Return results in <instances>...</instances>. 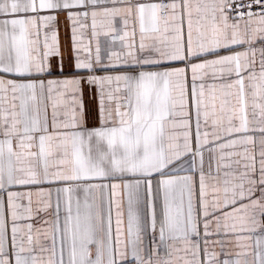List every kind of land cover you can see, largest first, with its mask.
<instances>
[{
    "label": "snow or ice",
    "instance_id": "obj_1",
    "mask_svg": "<svg viewBox=\"0 0 264 264\" xmlns=\"http://www.w3.org/2000/svg\"><path fill=\"white\" fill-rule=\"evenodd\" d=\"M0 264H264V0H0Z\"/></svg>",
    "mask_w": 264,
    "mask_h": 264
},
{
    "label": "crops",
    "instance_id": "obj_2",
    "mask_svg": "<svg viewBox=\"0 0 264 264\" xmlns=\"http://www.w3.org/2000/svg\"><path fill=\"white\" fill-rule=\"evenodd\" d=\"M59 43L61 46V50L64 52L65 57L67 58L68 52L67 49L70 46L71 43V24L69 21L65 19V16L63 13H61L59 17ZM87 24L90 26L91 20L87 21ZM119 26V23H118ZM89 34H90V27H86L83 30V33H77L78 39H82L84 45H87L88 40H89ZM100 42L102 45V48H107L110 46V40L107 37L101 36L100 37ZM258 47L260 46L259 43L257 45ZM242 50V49H238ZM55 64V61H53ZM51 79H62L63 77H49ZM84 111H85V116L83 118L84 122H86V127L91 129L94 126H98V122L96 119V109H97V101L92 98V94L89 92V90L86 88L84 92ZM51 109L49 108V115H50ZM35 191V190H34ZM37 200V197L33 196V201H34V207H35V201ZM113 229H115V209H113ZM260 232L258 231L254 235H259ZM217 252L220 251V248L217 247L215 249ZM230 251H236V249L232 248L229 246ZM161 255H163V250H161Z\"/></svg>",
    "mask_w": 264,
    "mask_h": 264
},
{
    "label": "built area",
    "instance_id": "obj_3",
    "mask_svg": "<svg viewBox=\"0 0 264 264\" xmlns=\"http://www.w3.org/2000/svg\"><path fill=\"white\" fill-rule=\"evenodd\" d=\"M256 10L258 11L259 9L257 8Z\"/></svg>",
    "mask_w": 264,
    "mask_h": 264
}]
</instances>
